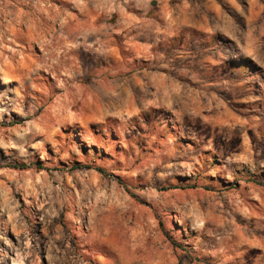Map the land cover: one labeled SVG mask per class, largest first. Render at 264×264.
<instances>
[{"label":"rangeland","instance_id":"obj_1","mask_svg":"<svg viewBox=\"0 0 264 264\" xmlns=\"http://www.w3.org/2000/svg\"><path fill=\"white\" fill-rule=\"evenodd\" d=\"M0 264H264V0H0Z\"/></svg>","mask_w":264,"mask_h":264}]
</instances>
